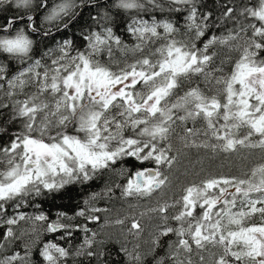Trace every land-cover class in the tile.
<instances>
[{
    "label": "snow or ice",
    "instance_id": "1",
    "mask_svg": "<svg viewBox=\"0 0 264 264\" xmlns=\"http://www.w3.org/2000/svg\"><path fill=\"white\" fill-rule=\"evenodd\" d=\"M148 2L161 7L156 0ZM170 2L192 5L187 17L191 22L189 33L181 36L170 21L133 19L128 30L139 42L131 49L123 45L111 27H106L86 37L84 51L74 50L72 42L65 40L33 59L36 41L32 34L39 29L35 16L27 13L34 6L46 8L47 0H39L38 4L36 0H0V9L9 5L26 12L24 16L5 18L0 25V53L21 65L31 61L10 77L7 66L0 63V80L5 81L0 83V108H8L3 102L6 97L12 104V119L21 121L10 142L0 146V211L9 201H23L29 195H40L42 190L57 191L76 181L91 180L126 157L154 166L132 174L122 195L151 197L172 183V169L181 163L183 153L172 143L174 125L177 121L191 120L195 124L201 120L202 128L183 129L184 148L224 153L247 149L249 155L258 152V162L244 165L238 174L208 173L184 186L179 199L140 213V217L159 214L164 222L152 239L153 254L162 247L161 237H176L167 243L163 256L154 255L155 264H264V0L240 12L245 19L251 17L258 23H241L225 35L213 34L203 47H198L196 41L205 36L212 14L202 15V22H197L195 0ZM82 3L59 0L44 21L63 23L67 28ZM116 6L124 10L145 7L141 0H117ZM235 11L226 6L223 16L235 19ZM148 45L154 47L145 52ZM113 46L138 52L140 58L121 64L113 57ZM217 47L227 50L219 65L218 52H210ZM102 54H106V60ZM50 56H54L50 64L42 63ZM194 77L202 78L206 87L194 84ZM186 84L187 90L180 94ZM18 96L23 99H14ZM201 135L205 139L197 142L196 137ZM176 206L179 211L171 219L177 226L173 227L167 224V213ZM77 215L85 216L84 210ZM27 219L46 221L47 217L40 214L29 218L20 213L6 223L16 225ZM87 219L99 221L100 217L88 215ZM126 219L114 223L124 225ZM76 228L82 229L85 236L75 255L102 256L104 253L93 247L98 233L89 236L87 225ZM59 229L71 235L70 224L52 222L46 230ZM143 230L141 220L131 218L127 233L139 237ZM13 236L9 227L4 239ZM140 247L139 243L131 250L120 247L119 252L126 257L124 264H144L147 257ZM29 254L27 250L24 256L15 252L0 259V264H15L18 260L29 264ZM40 255L45 264H67L72 253L48 242Z\"/></svg>",
    "mask_w": 264,
    "mask_h": 264
},
{
    "label": "trees",
    "instance_id": "2",
    "mask_svg": "<svg viewBox=\"0 0 264 264\" xmlns=\"http://www.w3.org/2000/svg\"><path fill=\"white\" fill-rule=\"evenodd\" d=\"M36 2L38 4L39 0H36ZM58 2L59 0H47L46 8L34 6L32 12L27 13L35 16L36 24L39 29L37 33L32 34V38L36 41L33 59H39L49 49H54L65 40H70L72 42V48L74 50L84 51L88 45L86 37L91 32H102L106 27H111L115 35L121 38L123 45L131 49L139 42L128 30V26L132 23L133 19L150 21L155 18L157 21H170L179 29L181 36L189 31L188 24L191 23L187 19L190 8L192 7L191 4H173L170 0H156V4L161 6L157 7L149 3L148 0H141L145 5L144 9L124 10L116 6L117 0H83L82 5L75 9L77 13L75 18L68 24L67 28H64L63 23L49 24L44 21V16L51 7ZM77 4L80 5L81 0H77ZM256 4L257 0H195V6L198 9L197 22H202L200 20L202 15L209 12L212 14L207 21L210 26L205 36L200 37L199 40L196 41L197 46L203 47V44L213 34L218 36L225 35L228 29L237 27L238 24H247L249 22L258 23L251 17L245 19L244 16L240 15L244 7H254ZM226 6H231L236 9L234 14L235 19L225 18L223 16ZM175 9H179V11ZM24 15H26L24 9H16L14 6L4 5L3 8L0 9V25L4 23L5 18ZM67 22L66 19L64 23ZM44 32H49V35H43ZM115 50L119 52V56H129L138 53L121 51L116 46ZM213 50L215 49H210V52ZM50 57H45L42 63H48ZM0 63L7 66L8 75L10 77L22 67H26L27 64H30L31 61L21 65L16 60L8 58V54L0 53ZM0 81L5 82L3 80ZM31 90L32 89H26V91ZM14 99H23V97L18 96L14 97ZM3 102L7 103L9 106L8 108H0V129H2V131H0V146L9 143L12 134L19 131L21 127V121L19 119H12V104L7 98H5ZM180 114L182 115L183 113L181 112ZM153 166L154 165L149 162L141 164L135 158L126 157L124 160L119 161L113 168L125 169L130 175L126 177L128 179V177H131L137 170ZM107 174L108 169L101 170L91 180L84 182L76 181L65 185V187L57 191L42 190L40 195H29L25 197L23 201L17 199L7 202L4 204V209L0 211V241L3 237L1 229L6 226V220L14 215V211H25L34 216L44 214L47 217L46 221L51 222L53 218L57 219L60 213L68 212V210H71L72 207L81 202L87 205V201H90L92 198L91 195L103 191V188L106 186L104 184V179ZM124 185H126L124 179H120L117 182L115 189L119 192V195H122ZM106 188L108 187H105V189ZM88 197L90 200H87ZM128 198L133 200L141 199L136 197ZM17 204H19V207L16 206ZM197 211H199V209ZM68 214L70 213H66V215ZM169 224L175 227L176 222L171 220ZM54 238V234L52 233L51 239ZM162 242L163 240H161V244ZM161 255V247H159L157 256ZM119 258L120 260L115 261L116 264H122V256L119 255ZM109 264H112V262Z\"/></svg>",
    "mask_w": 264,
    "mask_h": 264
},
{
    "label": "rangeland",
    "instance_id": "3",
    "mask_svg": "<svg viewBox=\"0 0 264 264\" xmlns=\"http://www.w3.org/2000/svg\"><path fill=\"white\" fill-rule=\"evenodd\" d=\"M151 21L152 20H150L149 22L151 23ZM160 31H162V29ZM187 33H189V31ZM152 47L154 46L148 45V47L145 49V52H147ZM56 48L57 46L54 49ZM215 51L218 52V59L216 63L217 65H219V60L225 57L227 50L223 47H217L215 48ZM114 53V59L121 64L125 61L128 63H132L135 59L140 58V53H136L129 56H121L120 59L119 52L115 50V46H113V54ZM52 58H54V56L50 57V61L48 62V64H50ZM102 59H107L106 54H102ZM194 78V84L198 81V84H200L202 88L206 87L202 78ZM0 83L5 82L0 81ZM187 87L188 85L186 84L184 88L180 90V94H183V91H186ZM6 88L7 86L5 84V90ZM2 95L3 93L0 92V96ZM5 98L3 99V101L5 100ZM202 126L203 121L201 120H197L195 124L191 120L183 123H181L180 121L176 122V124L174 125L175 132L172 137V143L174 145V149H181L183 153L181 157V163L180 165L172 169V183L163 191L154 193L151 197H144L138 200H133L123 195H119V192H116L113 187H116V184L120 179H124L126 184V177L130 175L123 168L115 167L111 170L108 169L106 179L111 183H114L112 184L113 186H107L111 184L108 181L107 185L105 186L108 188L105 189L104 187L101 193L91 195V200L88 197L87 200L90 201H87L88 203L86 205L90 211L92 209H106V211L94 212L95 215H98L100 217L102 230L100 234L102 241L106 243L114 242L120 245V247L122 245L128 247L129 250H131L137 243H139L141 245L140 252L142 254H145L147 257L144 262V264H146L147 260L151 257H154L155 255L150 251L152 247V239L154 237L153 235H156L158 229L164 226V222L161 220L159 214L149 213L144 217H140V213H147V210L149 208L157 207L159 204H162L165 201H167L168 203H172L174 200L179 199L180 195L182 194V188L184 186L194 181L198 182L199 179H201L208 173L223 175L238 174L244 167V165L252 166V164L258 162L256 159L258 152L254 153L253 155H249V150L247 149H241L239 152L235 153H224L220 151L212 152L211 150L203 148H184L181 142V137L184 136L183 129L185 127L200 129L202 128ZM196 139L197 142H200L201 140L205 139V137L201 135L199 137H196ZM212 142H215V140H213ZM178 211L179 206L170 208L168 210L167 214L169 216V220L167 221V224H169L172 220L171 216ZM14 212L15 213L12 217L17 216L20 213L25 214L29 218L35 217L34 215L26 213L25 211L17 210ZM125 217H128L129 219L125 220L124 225H116L114 223L116 219H124ZM133 217L139 218L143 225L144 230L139 237H134L127 233V228L130 227L131 218ZM64 219V216H60L59 220L52 222L63 223ZM43 223L46 222L27 219L19 221V223L16 225L8 224L10 227H12L15 236L9 237L6 240L3 239L0 242L4 245L3 248H0V259H3L6 256H11L15 252H19L21 256H24L26 250L31 254V250L37 247L38 249L42 250L44 244H39L40 240L39 236L37 237V235L40 234V228L42 227ZM175 238L176 237L172 235L165 240V245L163 248H161L162 255H164L167 251V243L171 240H174ZM25 245L28 246L27 249H25ZM30 254L28 255L29 257ZM205 255L207 256L209 254L205 253ZM28 256L26 257V260L28 259ZM18 262H20L21 264H25L24 260H18ZM151 264H155V262Z\"/></svg>",
    "mask_w": 264,
    "mask_h": 264
},
{
    "label": "flooded vegetation",
    "instance_id": "4",
    "mask_svg": "<svg viewBox=\"0 0 264 264\" xmlns=\"http://www.w3.org/2000/svg\"><path fill=\"white\" fill-rule=\"evenodd\" d=\"M129 178L130 177H128V179ZM91 215H95V213L91 212ZM74 217L76 218L75 221H74ZM74 217H72V215L70 213V214L66 215L65 219H64V224H70L72 226L71 235H68V233H67V231L65 229H64V231L62 229H59L56 232H51L50 233V232H48L46 230L45 227H42V228H40L41 231H40V234H39V237H40V239H39L40 242L39 243L40 244H45V243L51 242V234L52 233L53 234H58V235H56L57 237L62 238V239H66L72 244H76L73 248H67L70 251V253H72V255H70L67 258V264H99V261H100V258H101L100 255H97V256H94V257H88L87 255H80V256L75 255L76 250L79 249L80 245L83 243L84 236H85L84 231L82 229L76 228V225H87L88 229L91 230L88 233L89 236L91 235V232L98 233L97 237L95 238L96 241H97V244L93 246L94 250H96L97 252H103L107 256H110L111 257L110 259H113V260H110L108 262V264L110 262H112V264H116L115 261L120 260L119 256H117V253H116L117 251H119L120 245H118L117 243H114V242H107V243H112V246L109 247L106 242H104L103 244L99 243L100 241H102L101 234H100V232L102 231L101 230V224H100L101 221L100 220L99 221H94V222L89 224L86 221V218H84V216H79L76 213ZM168 225L170 226V224H168ZM9 227L10 226L6 223V226L3 229H1L2 232H3V236L5 235V233H6V231H7V229ZM166 239H167L166 237H162L161 238V240H163L161 248L164 247ZM2 240L3 239H1V241ZM158 248L155 249V253L156 254L158 252ZM120 254L122 255V264H124V262L126 261V257L124 256L123 253L119 252V255ZM153 262H154V260L152 261L151 259H149L146 262V264H151Z\"/></svg>",
    "mask_w": 264,
    "mask_h": 264
},
{
    "label": "bare ground",
    "instance_id": "5",
    "mask_svg": "<svg viewBox=\"0 0 264 264\" xmlns=\"http://www.w3.org/2000/svg\"><path fill=\"white\" fill-rule=\"evenodd\" d=\"M113 57H115V53L113 54ZM120 59H121V56L119 57ZM193 82H195V78H193ZM196 83H198V81L196 82ZM109 180H107L106 178L104 179V184L105 185H107V182H108ZM110 182V181H109ZM109 186H113L112 185V183L111 184H109ZM114 188V190H116L115 189V187H113ZM116 192H118V191H116ZM81 210H84V212H85V216H84V218H86V221L90 224V223H92V222H94V221H91V220H88L87 219V216L88 215H91V211L89 210V208L86 206V204H84V202L82 203H80V204H78V205H75L74 207H72L71 208V210H68V212H66V213H71V215H72V217H74L75 216V214L76 213H78V212H80ZM66 213H63V214H65L64 215V217L66 216ZM61 214V213H60ZM60 219V215H58V217H57V219L56 218H53L52 219V221H57V220H59ZM76 220V218L74 217V221ZM51 221V222H52ZM46 223H43V225H42V227H45L46 229H47V225L48 224H50L51 222H47V221H45ZM170 226H172V225H170ZM41 227V228H42ZM174 227V226H173ZM175 227H176V225H175ZM63 231H64V229H62ZM39 235H37V237H38ZM154 236V235H153ZM170 237H171V235H169ZM169 236L168 237H166V238H169ZM54 239H51V242H53V243H56V244H58V245H60L61 247H66V248H73L76 244H72V243H70L68 240H66V239H62V238H58L57 236H56V234H54ZM2 239H4V236L2 237ZM39 239H40V237H39ZM40 242V241H39ZM40 244V243H39ZM42 245V244H41ZM107 245L109 246V247H111L112 246V243H107ZM42 250L41 249H38V247L37 248H34L33 250H31V254H30V257L28 256V262H29V264H45V261H44V259H43V257L40 255V252H41ZM117 253V256H119V251H117L116 252ZM120 256H122L121 254H120ZM155 256H157V254L155 253ZM100 261H99V264H108V262L110 261V260H113V259H110L111 257L110 256H107L106 254H103L102 256L100 255ZM149 259H151L152 261L154 260V262H155V259H154V257H151V258H149ZM148 259V260H149ZM147 260V261H148ZM15 264H21L20 262H15Z\"/></svg>",
    "mask_w": 264,
    "mask_h": 264
}]
</instances>
